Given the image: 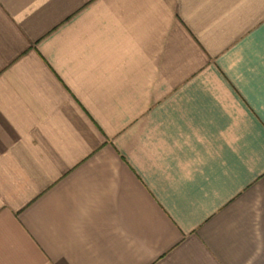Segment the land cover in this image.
Wrapping results in <instances>:
<instances>
[{"label": "crops", "instance_id": "obj_1", "mask_svg": "<svg viewBox=\"0 0 264 264\" xmlns=\"http://www.w3.org/2000/svg\"><path fill=\"white\" fill-rule=\"evenodd\" d=\"M0 264H264V0H0Z\"/></svg>", "mask_w": 264, "mask_h": 264}]
</instances>
